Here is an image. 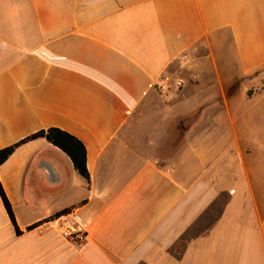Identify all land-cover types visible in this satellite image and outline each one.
I'll return each mask as SVG.
<instances>
[{
    "label": "crops",
    "instance_id": "obj_1",
    "mask_svg": "<svg viewBox=\"0 0 264 264\" xmlns=\"http://www.w3.org/2000/svg\"><path fill=\"white\" fill-rule=\"evenodd\" d=\"M50 128L89 180L19 146L0 264H264V0H0V150Z\"/></svg>",
    "mask_w": 264,
    "mask_h": 264
},
{
    "label": "trees",
    "instance_id": "obj_2",
    "mask_svg": "<svg viewBox=\"0 0 264 264\" xmlns=\"http://www.w3.org/2000/svg\"><path fill=\"white\" fill-rule=\"evenodd\" d=\"M36 139H45L50 145L59 149L68 157L74 170L82 178L87 181L89 180V174L86 167V151L83 144L69 133L56 128L38 131L12 146L1 149L0 165H2L19 146ZM0 195L10 219L14 222L11 207L4 195L1 186ZM67 213L68 210H63L61 212L56 213L52 218L65 215Z\"/></svg>",
    "mask_w": 264,
    "mask_h": 264
},
{
    "label": "built area",
    "instance_id": "obj_3",
    "mask_svg": "<svg viewBox=\"0 0 264 264\" xmlns=\"http://www.w3.org/2000/svg\"><path fill=\"white\" fill-rule=\"evenodd\" d=\"M159 87L162 88L163 84L159 85ZM61 216L59 217L62 218ZM60 228H61V232H60L61 236L68 242H72L78 245H81L85 242L86 233L83 231L82 228L74 227L70 222H64L60 226Z\"/></svg>",
    "mask_w": 264,
    "mask_h": 264
},
{
    "label": "rangeland",
    "instance_id": "obj_4",
    "mask_svg": "<svg viewBox=\"0 0 264 264\" xmlns=\"http://www.w3.org/2000/svg\"><path fill=\"white\" fill-rule=\"evenodd\" d=\"M170 89H171L170 86H167V87H166V90H170ZM158 91H162V90H158ZM159 93H160V92H159ZM162 99H163V98H162ZM162 99H161L160 96H157L156 99H154V100L152 101V105H154V106H156V107L164 106V105H165L164 103H165L166 101L164 102ZM198 100L200 101V99H198ZM194 102H195V101H194ZM192 105H193V102H192V104H189V107H191ZM189 121H192V120L189 119V120H187L186 123H188ZM173 122H174V123H177V122H180V121L175 119V120H173ZM173 122H172V123H173ZM183 123H184V122H183Z\"/></svg>",
    "mask_w": 264,
    "mask_h": 264
}]
</instances>
